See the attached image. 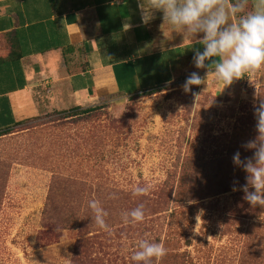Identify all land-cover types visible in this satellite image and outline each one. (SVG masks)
Returning a JSON list of instances; mask_svg holds the SVG:
<instances>
[{
    "label": "rangeland",
    "instance_id": "rangeland-1",
    "mask_svg": "<svg viewBox=\"0 0 264 264\" xmlns=\"http://www.w3.org/2000/svg\"><path fill=\"white\" fill-rule=\"evenodd\" d=\"M192 72L206 83L185 93ZM206 73L189 67L158 95L72 119L41 114L0 137V264H137L142 239L167 250L151 264H264V208L237 191L213 195L218 177L233 183L242 170L233 154L252 155L241 144L256 135L264 66L225 87ZM179 189L201 200L180 202ZM91 200L107 212V230ZM139 205L144 220L126 223Z\"/></svg>",
    "mask_w": 264,
    "mask_h": 264
},
{
    "label": "crops",
    "instance_id": "crops-1",
    "mask_svg": "<svg viewBox=\"0 0 264 264\" xmlns=\"http://www.w3.org/2000/svg\"><path fill=\"white\" fill-rule=\"evenodd\" d=\"M154 15L144 25L138 0H0V58L12 40L22 56L0 64V133L173 85L203 46Z\"/></svg>",
    "mask_w": 264,
    "mask_h": 264
},
{
    "label": "clouds",
    "instance_id": "clouds-1",
    "mask_svg": "<svg viewBox=\"0 0 264 264\" xmlns=\"http://www.w3.org/2000/svg\"><path fill=\"white\" fill-rule=\"evenodd\" d=\"M138 8L144 25L155 19L156 11L162 12L163 23L172 25L193 44L203 46V51L195 49L194 66L207 69L206 77L210 70L214 72L224 87L264 66V0H138ZM201 33L202 38L197 39ZM205 83L206 79L198 72H192L181 87L188 93L193 86ZM192 95L197 98L200 94L192 92ZM253 114L256 135L241 144L252 155L242 159L237 150L232 157L234 166L246 173V183L237 189L238 181H234L232 190L242 191L243 199L251 206L264 208V100L254 106ZM147 191V188L135 189L137 195ZM88 206L94 222L107 230V212L100 202L91 200ZM129 218L132 222H142L143 205L123 214L126 223ZM166 251L162 243L142 239L132 259L137 264H151L153 258L161 259Z\"/></svg>",
    "mask_w": 264,
    "mask_h": 264
},
{
    "label": "trees",
    "instance_id": "trees-1",
    "mask_svg": "<svg viewBox=\"0 0 264 264\" xmlns=\"http://www.w3.org/2000/svg\"><path fill=\"white\" fill-rule=\"evenodd\" d=\"M7 47L10 49V54L6 58H0V64L6 63V62H14V61L19 60L22 57L21 54L18 53V43H17L16 40L7 41ZM0 50H2V49L0 48ZM165 88L166 87H158V88L152 89L150 91H146L143 94L138 95L137 98H148V97H151V96H154V95H158L160 93L165 92L166 91ZM101 108L102 107H100V106H95V107H91V108H87V109L75 108L72 111L66 112V113H59V112H53V113H57V114L63 116L64 119H72V118L88 116V115L93 114L94 112L100 110ZM35 120H38V117H35V118H32V119H28L26 121L17 123V124H15V128L8 129V130L0 133V137L11 135L12 133H14L13 131L15 129L20 128V127H22V126H24V125H26L28 123H31V122H33ZM234 140L237 142V138H234ZM231 146L228 147V155H230L236 148V147L235 148L234 147L231 148ZM224 161H225V159L219 160L218 164L220 166H222ZM230 163H233V162L230 161ZM232 174L233 173L230 172L228 176H231ZM235 174L237 175V178H235L234 181H238V184H236L235 186L237 187V189H239L240 185H243V184L246 183V181H245L246 173L243 170H241V171H238ZM189 178H190V176H189ZM219 178L220 177L217 178V180H218V182H217V186H218L217 191H215L213 193V195L220 196L222 194H226V193H229V192H235V191L232 190L234 182L233 183H232V181L229 182L227 177H222L220 180H219ZM190 180L193 181V182L194 181L196 182V180H194L193 178H191ZM237 192H238L237 193L238 198L241 201H243L244 193L242 191H240V190H237ZM199 194L200 193L184 192V190H180L179 189V191L177 193V198L180 199V202L191 203V204L194 205L197 201L201 200L200 197H198ZM192 209H194V208H192ZM197 214H198V212L195 211L193 213V216H196ZM175 216H176V213L173 212L172 218H174Z\"/></svg>",
    "mask_w": 264,
    "mask_h": 264
}]
</instances>
